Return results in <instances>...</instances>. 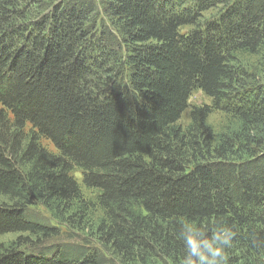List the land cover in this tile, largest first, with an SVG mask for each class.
<instances>
[{
	"label": "trees",
	"instance_id": "obj_1",
	"mask_svg": "<svg viewBox=\"0 0 264 264\" xmlns=\"http://www.w3.org/2000/svg\"><path fill=\"white\" fill-rule=\"evenodd\" d=\"M262 54L264 0H0V264H182L185 221L264 264Z\"/></svg>",
	"mask_w": 264,
	"mask_h": 264
},
{
	"label": "clouds",
	"instance_id": "obj_2",
	"mask_svg": "<svg viewBox=\"0 0 264 264\" xmlns=\"http://www.w3.org/2000/svg\"><path fill=\"white\" fill-rule=\"evenodd\" d=\"M178 236L184 247L182 264H228L226 250L233 246L237 233L226 222L206 231L185 221L180 225ZM250 243L253 247H264L258 238L251 239Z\"/></svg>",
	"mask_w": 264,
	"mask_h": 264
},
{
	"label": "rangeland",
	"instance_id": "obj_3",
	"mask_svg": "<svg viewBox=\"0 0 264 264\" xmlns=\"http://www.w3.org/2000/svg\"><path fill=\"white\" fill-rule=\"evenodd\" d=\"M243 62L247 66L246 68L255 75L256 80H261L262 82H264V54L255 57H246ZM210 103V99L204 96L201 92H192L188 100L189 108H187V110L184 112L180 124L186 127L190 122L191 110L196 107L210 105ZM208 123L216 134L221 132L226 126L230 125V123L228 124L226 115L220 111L213 112L208 119ZM42 145L49 151L55 152V149L51 143L43 141ZM74 178L78 183H81V174L79 172L74 173ZM90 197H92V194ZM39 211L42 216L46 217V219L49 217V215L44 210L41 209ZM50 223L53 225V222ZM13 239H15L14 236L1 237L0 244L9 243Z\"/></svg>",
	"mask_w": 264,
	"mask_h": 264
}]
</instances>
